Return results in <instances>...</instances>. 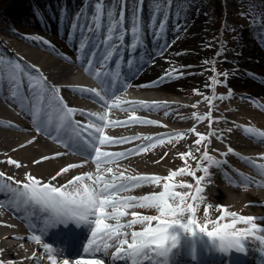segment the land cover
<instances>
[{
	"label": "bare ground",
	"instance_id": "1",
	"mask_svg": "<svg viewBox=\"0 0 264 264\" xmlns=\"http://www.w3.org/2000/svg\"><path fill=\"white\" fill-rule=\"evenodd\" d=\"M75 2L80 3L78 13L83 12L87 16L93 11L94 0H61L53 6L54 8L61 7V11L58 10L57 15L49 12L46 18L40 19L39 14H41V8L44 7L38 8L34 3L30 4L28 0H17L9 8L10 15H15L29 24L39 22L42 26L59 31L64 35L68 33V37L65 38L66 45L62 49H55L52 45L49 46L48 42L36 38V36L25 39L24 42L17 38L8 39L6 37L8 50L0 51V58L19 59L21 63L32 65L34 75L42 74L50 84H55L60 89V94L65 102L70 107L78 109L75 114L78 121L89 116V114L86 115V111L82 110L84 107H92L98 113H105L110 121H112L110 118L116 116V125L111 127L108 124L101 135L121 139L122 142L105 144L101 148L110 152H123L126 155L104 166L112 168V172L109 173L104 172L103 168L98 170L93 158L89 159L61 150L53 143V134L51 136L37 130V121L30 115L28 102L22 101L19 97L13 98L8 90V84L5 83L0 86V172L5 174L0 176V187L9 183L15 185L17 180L26 182L28 174L41 178V182L65 186L75 176L86 172L93 173L97 178L101 173L106 178H110L113 174L119 176L121 172L124 173L125 177L141 174L166 177L180 168H191L195 171L196 176L204 177L199 182L202 188L201 199L196 204L198 225H206L209 229H213L222 226L225 221L231 220V217H225L217 223L224 211L220 205H225L229 211L241 215L255 216L257 222H264V181L255 182L250 179L251 174L248 175V171L252 172L250 167H256L264 172V169L259 167L256 162L257 159L264 162V136L259 135V133H264V98H258L257 102H254L251 99H236L237 97L227 93L224 100L220 102L221 95L219 92L222 88L213 85L206 73L203 75L194 73L192 75L196 90H192L194 95L190 98H179L178 91L181 90V80L157 83L158 79L154 73L163 64H165L163 72L169 73L167 77L179 75L180 63L177 62L172 66L166 65V63L168 64V61L173 59L174 53L179 49V45L187 33L173 29V25L178 21L175 23V20L162 15L165 21L155 9L145 8L141 4L143 30L135 36L131 33L130 7L125 14V25L128 26L129 31L122 37L124 42H118L114 46L113 55L108 63L118 65L116 59L120 55L122 58L123 52H126L121 45H125L123 43L127 40L137 41L139 35L151 34L160 37L163 35L161 40L165 41L166 45L162 48L158 45L153 48V52L148 51L147 53L136 46V54L131 56L125 54L124 59L127 62L132 61L134 56V59L141 62L147 61L151 63V66L142 68L138 73H136L137 69L134 72L133 70L128 71L127 89H119L115 92L114 96L118 99L112 100L109 107L102 110L96 108L90 99V93L73 90L94 89L95 86H101L100 80L88 72L89 66L81 59L79 45L84 40L86 42L85 55L94 52L97 54L96 57L103 56L108 41L106 39L101 40L98 35L106 34L107 19L104 21V27L100 29V31H105L102 33L87 31L83 26V17L80 19L81 26L74 27L76 16L71 17L70 13H67L66 7ZM201 14L197 10L194 11L196 17H200ZM180 18L178 19L180 20ZM160 23L164 24L163 29L159 28ZM5 29V25L0 24V30L5 31ZM248 30H251L256 38L248 57V66L250 65V67H247V70H251L246 71L245 74L227 72L224 74L226 76L224 80L230 87L238 83L249 88L252 92L259 93L262 85L257 81L258 79L264 81V30L250 27L245 31ZM200 35L204 36L202 41L205 42V33ZM168 43H171L170 48L167 46ZM136 44L139 45V42H135L134 45ZM246 46L240 41L235 42L230 47L226 59L234 61L235 58L239 57V60H243L239 54L241 50L246 51ZM65 51L71 52L73 56H66ZM76 53H79V58L75 57ZM145 79H152L154 88L161 91L163 95L154 96L144 91L139 96H134V87L138 86L144 89L142 81ZM218 79H221L219 74ZM97 83L99 85H96ZM188 90L190 91V89ZM21 92H28L26 81L21 87ZM234 102H238L239 107ZM55 119H59L58 114H53L52 122L48 126L51 132L57 126ZM148 121H159L160 123L152 124ZM249 128L255 129L257 132L249 133L247 131ZM179 132L185 134L183 136L172 135L171 139H165L162 144L155 143L156 139L163 137L164 134ZM197 133H201L202 136H198ZM142 145L151 146L147 147L144 152L134 151ZM230 149H234V151ZM205 151L215 158L214 161L209 162L203 158ZM9 158L19 161V166L10 163ZM217 161L220 162L219 165H217ZM69 165L75 166L69 167ZM204 165H208L207 174L203 171ZM227 165L236 170L237 178L231 184L218 186V183L222 181V179H218V172ZM252 174L255 175L253 172ZM180 181L186 183L182 185ZM85 182L94 187H99L94 179L86 178ZM163 183V180L160 184L138 183L136 187L118 193L117 198L138 197L150 192L163 191ZM171 183L177 185V191H189L187 185L191 184V191L195 193L197 181L194 176L185 171L184 173L177 172ZM131 203L132 207L124 209L126 215L119 217V220L115 217L109 218L107 222L126 224L134 219L133 212L139 215H159L155 208L143 207L135 200ZM189 203H191V198H189ZM10 204L11 202L6 198L5 193L0 192V222H4L0 223V259L8 260L10 264H53L52 260L49 259V256H54L51 249H47L40 242H35L32 237L29 236L30 239L27 236L30 221L26 222L23 218L19 216L17 218L10 214L7 209ZM22 207L25 209L23 205L13 206L12 211L16 215L26 217L24 214L26 211L22 210ZM108 211H112V209H108ZM152 223L155 224L156 221H152ZM146 226V224L136 223L131 227H125L124 230L131 232L133 229L140 230ZM53 227L47 230L48 234L53 233ZM237 227L244 228L248 225L240 223ZM173 228L179 229V226H173ZM257 235H264V233L258 232ZM186 237L187 234L180 229V238ZM246 241L261 245V242L255 237L248 236L245 239L244 245L252 252V254L250 253L251 258L248 255L245 263L247 259L251 261L250 264H259L260 261H264V256L260 255L257 248ZM113 242L114 239L110 243ZM213 245L215 251L220 250L218 243L213 242ZM108 262L109 264H125L124 259L113 261L111 258ZM56 264H58L57 259Z\"/></svg>",
	"mask_w": 264,
	"mask_h": 264
},
{
	"label": "snow or ice",
	"instance_id": "2",
	"mask_svg": "<svg viewBox=\"0 0 264 264\" xmlns=\"http://www.w3.org/2000/svg\"><path fill=\"white\" fill-rule=\"evenodd\" d=\"M142 0H94L93 11L90 15L85 16L83 12L76 14L74 27H80V19L84 18V28L89 32L99 31L104 27V21L107 19V29L105 39L108 41L104 55L99 59L96 53L89 52L85 55L86 42L81 41L79 45L81 59L89 66L90 74L96 75L101 83L105 85L107 95L101 97L104 106L109 107V100L118 99L111 92V81L101 77V73L111 75L108 62L113 55L114 46L118 43L123 35L129 31L125 25L126 11L131 7V26L130 31L135 36L143 30V20L141 16ZM160 11L159 7L156 12ZM155 27V25H154ZM164 24L160 23L159 28L163 29ZM51 46V42H48ZM32 65L21 63L19 59L0 58V86L7 83L13 98L19 97L22 101L26 100L29 106L30 115L37 121V130L46 134H53L49 130L53 114H58L59 125L54 130V138L63 143L59 137L60 130L63 129L67 135V129L72 130V137L65 147L71 148L80 155H86L95 159L98 170L103 168L104 172H112L111 167H104L111 164L115 159L124 157L123 152H110L101 148L105 144H118L121 139H113L107 135H101L108 124L116 125V122L108 120L105 113H93L88 116L87 125L83 121L74 119L78 109L70 107L60 94V89L55 84H50L42 75H34ZM173 71H175L173 69ZM115 75H119L116 73ZM166 76L169 73L165 74ZM27 82L28 92H21L22 85ZM73 91L87 92L95 94L97 97L100 93L97 89H74ZM87 115V114H86ZM135 115V113H133ZM152 124H159V121H148ZM194 130V129H193ZM249 133H256L255 129H247ZM185 133L164 134L163 137L156 139L155 143L162 144L165 139H171L172 135L183 136ZM202 136L201 133H197ZM264 136V133H259ZM151 145H142L134 151L144 152ZM234 151V149H230ZM59 155V154H57ZM184 155V154H181ZM47 158V157H44ZM203 158L209 162L214 161L207 151L204 152ZM10 163L19 166V161L9 158ZM220 164L219 161L216 162ZM75 165H69L74 167ZM199 167V166H198ZM63 171V169H61ZM189 172L195 177L197 184L195 193L191 191L192 185L188 184L189 191H177V185L171 183L177 172ZM203 171L208 173V165H204ZM5 175L0 172V176ZM94 179L99 187H94L85 180ZM203 176H196L195 171L191 168H180L171 172L166 177L158 175H145L125 177L121 172L119 176L113 174L106 178L102 173L98 178L91 172L75 176L68 185L56 186L51 182H41V178L28 174L27 181L15 182L0 187V192L5 193L6 198L12 204L17 206H27L29 210L39 206L47 213L45 224L48 227L57 225L60 222L67 224L74 220L77 224L89 223L93 226L91 238L83 250L84 255L75 258V264H105L104 257L111 255L113 261L124 259L131 264H140L144 259H148L150 254H154L156 264H171L170 257L173 250L176 249L180 242V229L184 233L196 235L207 234L208 237L218 243L219 248L224 252L233 249L245 251L244 241L248 236L255 237L261 242V251L264 252V235H257L258 232L264 233V227L255 223L256 217L251 215H241L237 212L229 211L227 206L220 205L224 209L219 220L225 217H231V220L225 221L220 226L210 230L206 225H198L196 218V204L201 199L200 193L202 188L199 182ZM163 183V191L150 192L144 196L138 197H120L117 194L134 188L138 183ZM180 181V184H185ZM20 185H23L20 187ZM191 198V203H189ZM138 201L141 206L155 208L159 215H139L132 213L134 219L126 224L119 222L115 224L108 223L109 218H117L126 215L124 209L132 207V201ZM112 209V211H108ZM152 221H156L155 224ZM4 223V222H0ZM136 223L146 224L147 226L140 230H133L129 236L124 232L125 227H131ZM243 223L248 227L238 228L237 225ZM173 226H179L174 229ZM170 229H173L170 231ZM36 241L40 240L35 236ZM115 239L116 244L110 242ZM115 246V252L109 253V248ZM47 249H52L51 244H46ZM99 254V255H97ZM53 264H56V258L49 256ZM0 264H5L0 259ZM63 264H69V259L64 258Z\"/></svg>",
	"mask_w": 264,
	"mask_h": 264
},
{
	"label": "rangeland",
	"instance_id": "3",
	"mask_svg": "<svg viewBox=\"0 0 264 264\" xmlns=\"http://www.w3.org/2000/svg\"><path fill=\"white\" fill-rule=\"evenodd\" d=\"M16 1L17 0H0V24H4L6 28L5 31L0 30V51L8 50L6 37L8 39L17 38L20 41H25L21 33V31L24 30H27L28 36H36V38L46 42L50 41L55 49H62L66 45L65 38L68 37V33L64 35L59 31L42 26L39 22L36 24H29L15 15H10L9 8L12 7ZM58 1L61 0H36L33 2L28 0L30 4L34 3L38 8L44 7L41 8V14H39L40 19L43 17L46 18L49 12L57 15L58 10L61 11V7L58 6L54 8L53 6ZM141 4L149 9L156 10V8L159 7L160 11L158 14L161 18L163 17L162 15H164L171 20H175V23L178 21L173 25V29L187 33V36L179 45V49L174 53L173 59H170L168 64L166 63V65L171 66L177 62L180 63L178 67L180 71L179 75L176 77H167L165 75L166 73L163 72V68L165 67V64H163L161 68L154 73L158 79L157 83L181 80V90L178 91L179 98H190L194 95L192 90H196L192 75L194 73L200 75L206 73L209 76V81L213 85L222 88L219 92L221 95L220 102L224 100L227 93H231V95L237 97L236 99H251L254 102L256 98H264L263 80L258 79L257 81L262 85L259 93L252 92L249 88L238 83L230 87L224 80L226 77L224 74L227 72H233V74L240 72L245 74L246 71L249 72L251 70H247V67H250V65L248 66V57L251 54L250 48L255 44L256 38L251 30L247 32L245 30L250 27L264 30V0H142ZM79 5L80 3L75 2L66 7L71 17H75L79 12ZM129 9L130 7H128L127 10ZM195 10L202 13L200 17L194 15ZM179 17H181L180 20L178 19ZM162 19L165 20L164 18ZM126 27L128 28V26ZM99 32L102 33L105 31L99 30ZM201 33H205L206 35L205 42L202 41L204 36L200 35ZM105 35V33H102L98 35V37L103 40L105 39ZM158 38H160V40L157 41ZM162 38L163 35H161V37L151 34L145 36L139 35L137 41H133V39L131 41L127 40L123 43L125 45L121 46L128 54L133 53L136 50V46L141 47L143 50H147V52L148 50L153 52L154 47L159 45V47L162 48L166 45V42L161 40ZM238 41L247 45L246 51L243 52L241 50L239 54L243 60H239V57H237L234 61H228L226 57L230 52V47ZM119 42H124L123 38ZM135 42H139V45H134ZM167 46L170 48L171 43H168ZM64 53L65 55L73 56L69 51H65ZM76 54L75 57H77ZM147 64L149 68L151 63H146V65ZM218 74L221 77L220 80L218 79ZM152 81V79L143 80L142 85L144 89L133 86L134 91L137 94L146 91L154 96L163 95L161 91H157L154 88V83H152ZM188 89H190V91ZM234 104L239 107L238 102H234Z\"/></svg>",
	"mask_w": 264,
	"mask_h": 264
}]
</instances>
